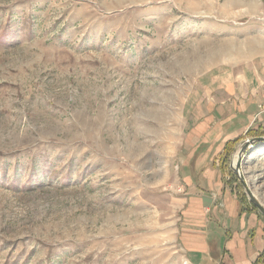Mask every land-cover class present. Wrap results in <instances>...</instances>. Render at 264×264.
I'll return each mask as SVG.
<instances>
[{
    "label": "rangeland",
    "instance_id": "obj_1",
    "mask_svg": "<svg viewBox=\"0 0 264 264\" xmlns=\"http://www.w3.org/2000/svg\"><path fill=\"white\" fill-rule=\"evenodd\" d=\"M261 53L264 0H0V264H191L186 100ZM258 136L225 178L264 218L242 182L264 206V142L233 166Z\"/></svg>",
    "mask_w": 264,
    "mask_h": 264
},
{
    "label": "crops",
    "instance_id": "obj_2",
    "mask_svg": "<svg viewBox=\"0 0 264 264\" xmlns=\"http://www.w3.org/2000/svg\"><path fill=\"white\" fill-rule=\"evenodd\" d=\"M191 88L178 154V245L191 264H254L264 251V218L225 178L224 152L264 128V53L212 67Z\"/></svg>",
    "mask_w": 264,
    "mask_h": 264
},
{
    "label": "water",
    "instance_id": "obj_3",
    "mask_svg": "<svg viewBox=\"0 0 264 264\" xmlns=\"http://www.w3.org/2000/svg\"><path fill=\"white\" fill-rule=\"evenodd\" d=\"M260 142H264V136L253 137V138H250L249 140H244L243 142H241L240 146L238 147V151H236L238 153V161H237V164H236V167H235L236 168L235 169L236 172L239 171V168L241 166L242 157L246 153L248 148L251 145H254V144L260 143ZM242 182H243V184L245 186V189H246V192L248 194L249 199L254 203V205L264 215V206L261 203H258V201L256 200V197L254 196V194L246 186V182L244 180Z\"/></svg>",
    "mask_w": 264,
    "mask_h": 264
},
{
    "label": "trees",
    "instance_id": "obj_4",
    "mask_svg": "<svg viewBox=\"0 0 264 264\" xmlns=\"http://www.w3.org/2000/svg\"><path fill=\"white\" fill-rule=\"evenodd\" d=\"M262 256H263V254L256 259V262H254V264H260L261 261H262V264H264V258Z\"/></svg>",
    "mask_w": 264,
    "mask_h": 264
},
{
    "label": "bare ground",
    "instance_id": "obj_5",
    "mask_svg": "<svg viewBox=\"0 0 264 264\" xmlns=\"http://www.w3.org/2000/svg\"><path fill=\"white\" fill-rule=\"evenodd\" d=\"M254 145H251L248 149H251L252 147H253ZM237 156V155H236ZM235 165H236V158H234V160H233V166L235 167ZM237 173H239V175H241V173H240V168H239V171L237 172ZM255 196V195H254ZM256 197V196H255Z\"/></svg>",
    "mask_w": 264,
    "mask_h": 264
}]
</instances>
